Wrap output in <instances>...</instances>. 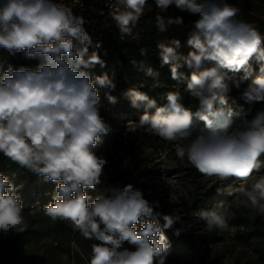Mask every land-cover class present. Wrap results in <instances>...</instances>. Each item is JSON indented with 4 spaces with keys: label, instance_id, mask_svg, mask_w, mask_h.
<instances>
[{
    "label": "clouds",
    "instance_id": "1",
    "mask_svg": "<svg viewBox=\"0 0 264 264\" xmlns=\"http://www.w3.org/2000/svg\"><path fill=\"white\" fill-rule=\"evenodd\" d=\"M118 4L124 10L110 15L122 34L131 35L147 0H118ZM155 4L161 11L174 4L199 15L187 39L192 51L186 56L176 51L179 40L170 42L175 47L163 42L157 45L162 64L171 65L172 79L186 85L199 99V107L195 112L185 108L179 91L167 93L166 102L157 107L156 100L132 87L125 93L131 106L145 107L139 125L150 136L178 142L177 157L182 161L187 158L202 176L246 181L264 167V110L250 120V109L241 106L234 110L226 98L231 89L225 81L229 73L241 71V80L251 77L254 59L259 71L242 97L249 105L264 102V34L238 20V8L217 0H155ZM182 23V17L156 18L161 33ZM83 24V17L74 16L62 2L0 0V47L11 55L23 52L27 58L40 60L35 69L9 65L0 77V154L56 183L52 202L44 212L95 241L89 264H166L170 243L164 230L181 221L180 216L154 211L159 202H149L132 184L112 186L105 190L107 195L89 203L85 189L100 183L108 163L94 149L100 136L109 132V125L100 114L97 88L90 75L80 70L81 66L103 65L95 51L84 59L92 39ZM180 68L187 71H178ZM146 74L153 75L152 69ZM95 81L109 90L116 87L107 74L96 76ZM233 83L239 88L241 81ZM106 95L116 102L115 97ZM153 108L154 113L149 114L147 110ZM237 120L240 123L233 128ZM201 121L204 128L199 127ZM222 190L234 195L238 207L264 216V176L250 189L217 188ZM22 209L17 189L0 175V232L7 235L27 230ZM197 212L209 230H227L233 216L223 202ZM182 230L183 226L175 234ZM125 241L134 247H124Z\"/></svg>",
    "mask_w": 264,
    "mask_h": 264
},
{
    "label": "trees",
    "instance_id": "2",
    "mask_svg": "<svg viewBox=\"0 0 264 264\" xmlns=\"http://www.w3.org/2000/svg\"><path fill=\"white\" fill-rule=\"evenodd\" d=\"M83 1L86 3L95 2V0ZM154 1L155 0H151L148 3L149 8H154ZM217 2L222 4L227 3L238 8L239 12L236 18L252 24L261 34H264V0H217ZM149 4L151 6H149ZM172 10H170L172 18L182 17L183 23L179 25H170L167 31L163 33L159 32L156 27V18L157 16H162L165 20L168 18L161 14H155L153 11H149L142 15L131 35L122 34L120 30L115 31L113 35L106 34L103 39L98 42L100 47L97 48V44L93 43L88 46V53L85 55L84 59L87 60L88 56L95 51L103 61V65L95 64L87 68L81 66L80 70L90 75L94 86L98 90L101 107L107 119H109V122H120L122 124L132 122L136 127L142 128L138 122L145 112L144 105L141 104L139 108L132 107L129 98L125 95L132 87L146 93L149 98L156 100L157 107L163 106L166 102L165 97L167 93L179 91L182 97L181 103L185 108L193 112L198 109L199 99L192 96L191 93L186 90V85L178 84L176 80L172 79L171 65L162 64L158 55L159 49L157 45L163 42L169 44V46L175 47V45L170 44L174 39L180 41V46L176 49L179 55L186 56L189 51H192L191 47L187 44L189 36L187 33L193 30L194 21L199 19V15L190 14L186 10L182 11L174 4ZM73 15L76 16L75 13H73ZM180 29H182V31ZM142 49L145 50L144 55L141 54ZM64 59H67V57L65 56ZM39 63V59L27 58L23 52L11 55L6 49L0 47V64L3 65V67L0 68V77L3 76V72L7 70L9 65H11L13 69H18L21 66L35 69ZM251 65L253 68V75L247 80H241L244 75L241 71L239 73H229L230 78L225 81L231 89L226 97L228 104L234 110L241 106L246 110L250 109L247 116L249 120L255 116L257 111L264 110V102H254L252 105H249L242 97L244 89L259 71V64L254 59L251 61ZM149 68L152 69L153 75L146 74ZM178 71L187 70L180 68ZM104 74H107L110 79L114 80L116 84L114 90L106 89L96 83L95 77ZM233 81H241L240 87L237 88ZM106 93L115 97L116 102H110ZM147 111L149 114H153L155 109H148ZM239 123V120L235 121L232 127L235 128ZM199 127L204 128V123L202 121L199 122ZM205 131H207L206 128ZM106 141L107 139L104 137L99 139L97 143L103 144ZM182 143L186 144L187 141ZM121 164L122 165L119 166L118 169L111 172L112 174H110L106 184H97L94 189H85L88 196L95 193L94 190L98 188V185L102 188L103 194L107 195L108 193L105 190L112 186L123 187L132 184L135 188L142 191L145 199L152 202L148 197L150 187L146 180H144L146 175L149 174V170L146 169L145 166L137 168L136 165L125 167L124 162H121ZM181 164L182 165L177 171V175H180V179L168 190L171 196L168 205L173 214L180 216L184 224L182 225L183 230L178 236L175 232L176 229L180 228L173 226L170 229L164 230L170 243L169 249L173 250L172 253L167 251L166 259H171L175 252H183L195 259L197 264H205L207 251L203 250L201 253L195 254L194 246H192L189 241V238L193 236V227L190 226L191 220L197 217L194 216V214L198 213L197 211L201 208H212L219 204L222 197L213 190V187L204 189L200 187L198 179L202 175L187 162V158L181 161ZM26 170L28 169L20 167L3 154H0V175L6 176L17 189L22 204L31 205L32 203H37L39 206L45 208L47 204L52 202L56 183L37 175L30 179L24 174ZM131 176H134V179H131ZM154 211L159 212L158 208H154ZM203 222L204 221L199 219L198 224ZM160 223L162 225L164 221L161 219ZM137 227H139V223ZM240 233L246 238L252 236L251 230L246 229L244 226H242ZM3 250L5 253L4 257L8 258L12 255V258L7 264L19 263L20 250L18 248L15 246H4Z\"/></svg>",
    "mask_w": 264,
    "mask_h": 264
},
{
    "label": "rangeland",
    "instance_id": "3",
    "mask_svg": "<svg viewBox=\"0 0 264 264\" xmlns=\"http://www.w3.org/2000/svg\"><path fill=\"white\" fill-rule=\"evenodd\" d=\"M187 34L189 35V32ZM100 114L109 125V132L102 134L99 138L106 137L107 141L103 144L97 143L94 149L97 156L108 161L104 166L99 185L107 183L111 172L118 169L122 165L121 162H124L125 167L136 165L137 168H142L145 166L149 170V174L144 178L150 187L148 197L152 202H159L158 211L160 213L173 214L168 205L171 197L168 190L180 179L177 171L182 165V160L176 155L178 142H167L157 136H150L144 132L143 128L136 127L132 122L124 124L109 122L102 107ZM261 160L264 161V157H261ZM24 174L30 179L36 176L29 170H26ZM134 176H131V179H134ZM261 176H264V167L259 172H254L246 181L235 178L220 181L216 177L205 176L198 179L201 188L213 187V190L222 197L220 203H225L233 213L228 221L229 228L224 231L209 230L204 222L198 224L199 215L194 214L197 217L191 220L193 236L189 238V241L194 246L195 254L203 250L207 251L205 264L264 263V216L258 215L249 208L238 207L234 195L229 196L223 190L217 191V188L245 187L250 189L251 185ZM99 185L94 190L95 193L89 195L91 198L89 203L103 194ZM22 211L27 230L22 233L10 231L7 235L0 232V264H7L12 258V255L8 258L4 257V246H15L20 250L18 264H89L91 245L95 241L85 239L66 221L59 219L53 221L44 212V208L37 203L23 204ZM183 224V221H178L173 226L181 228ZM242 226L251 230L250 238L240 233ZM124 247L133 248L134 246L125 241ZM168 251L173 252L171 249ZM166 264L197 263L189 254L175 252L171 259H166Z\"/></svg>",
    "mask_w": 264,
    "mask_h": 264
},
{
    "label": "built area",
    "instance_id": "4",
    "mask_svg": "<svg viewBox=\"0 0 264 264\" xmlns=\"http://www.w3.org/2000/svg\"><path fill=\"white\" fill-rule=\"evenodd\" d=\"M54 2L64 3L71 8L72 12L75 13L77 17H83V28L91 37L93 44L100 42L106 34L113 35L115 31L120 30L110 15L111 11H117V9L124 10V6L118 4V0H95L94 3H86L83 0H54ZM149 2L150 0H147L143 15L149 11H153L155 14H161L167 18H172L170 6L167 10L161 11L157 8L155 1L154 8H149Z\"/></svg>",
    "mask_w": 264,
    "mask_h": 264
}]
</instances>
